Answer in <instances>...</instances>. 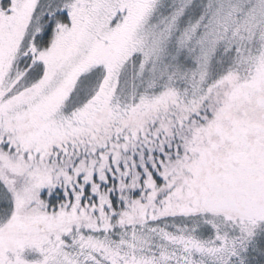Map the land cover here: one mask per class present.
I'll return each instance as SVG.
<instances>
[{
    "label": "snow or ice",
    "instance_id": "1",
    "mask_svg": "<svg viewBox=\"0 0 264 264\" xmlns=\"http://www.w3.org/2000/svg\"><path fill=\"white\" fill-rule=\"evenodd\" d=\"M0 264H264V0H0Z\"/></svg>",
    "mask_w": 264,
    "mask_h": 264
}]
</instances>
